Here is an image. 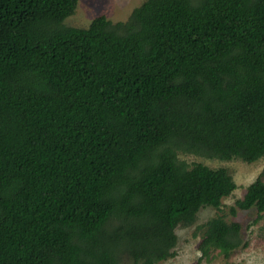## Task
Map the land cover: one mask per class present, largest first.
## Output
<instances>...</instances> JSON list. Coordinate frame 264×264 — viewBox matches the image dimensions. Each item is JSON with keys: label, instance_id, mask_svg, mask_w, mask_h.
Returning <instances> with one entry per match:
<instances>
[{"label": "trees", "instance_id": "1", "mask_svg": "<svg viewBox=\"0 0 264 264\" xmlns=\"http://www.w3.org/2000/svg\"><path fill=\"white\" fill-rule=\"evenodd\" d=\"M77 2L0 0V264H156L236 188L178 153L264 156V0H143L86 28L63 23ZM235 203L264 218V180ZM240 230L208 219L200 258Z\"/></svg>", "mask_w": 264, "mask_h": 264}, {"label": "rangeland", "instance_id": "2", "mask_svg": "<svg viewBox=\"0 0 264 264\" xmlns=\"http://www.w3.org/2000/svg\"><path fill=\"white\" fill-rule=\"evenodd\" d=\"M143 0H78L74 12L65 18L63 23L69 26L86 28L92 19L104 15L112 22L125 21L134 7ZM178 157L191 165L203 163L211 168L225 167L236 183L230 195L224 197L219 208L205 206L199 209L194 222L176 228L177 244L175 255L156 264H264V218H257L254 207L243 210L235 201L243 197L246 187L257 177L264 180V156L248 163L238 158L222 160L201 154L178 153ZM221 215L227 222L236 221L241 225L242 244L228 257L217 250L211 253V259L200 258L198 243L203 224L210 218ZM256 220V221H255ZM126 264H132L126 259Z\"/></svg>", "mask_w": 264, "mask_h": 264}]
</instances>
